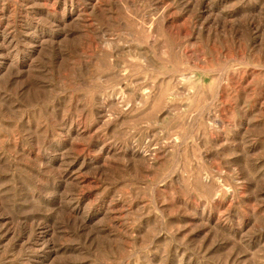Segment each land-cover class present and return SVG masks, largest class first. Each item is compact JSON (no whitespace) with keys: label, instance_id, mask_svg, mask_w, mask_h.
Masks as SVG:
<instances>
[{"label":"rangeland","instance_id":"1","mask_svg":"<svg viewBox=\"0 0 264 264\" xmlns=\"http://www.w3.org/2000/svg\"><path fill=\"white\" fill-rule=\"evenodd\" d=\"M0 264H264V0H0Z\"/></svg>","mask_w":264,"mask_h":264},{"label":"bare ground","instance_id":"2","mask_svg":"<svg viewBox=\"0 0 264 264\" xmlns=\"http://www.w3.org/2000/svg\"><path fill=\"white\" fill-rule=\"evenodd\" d=\"M96 6H97V4H96ZM94 8V7H93ZM58 53V52H57Z\"/></svg>","mask_w":264,"mask_h":264}]
</instances>
